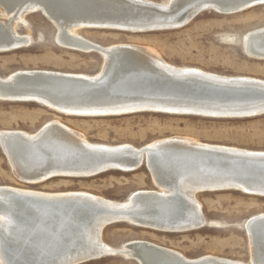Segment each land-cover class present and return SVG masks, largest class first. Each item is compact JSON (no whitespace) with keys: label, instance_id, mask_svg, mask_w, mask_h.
Segmentation results:
<instances>
[{"label":"bare ground","instance_id":"1","mask_svg":"<svg viewBox=\"0 0 264 264\" xmlns=\"http://www.w3.org/2000/svg\"><path fill=\"white\" fill-rule=\"evenodd\" d=\"M254 1L262 0H0V52L28 46L29 38L18 34L16 25L41 13L55 27V41L61 47L100 52L102 57L94 75L15 71L0 78V101L8 91L19 92L29 98L19 102L78 117L147 111L209 118L264 115L262 79L177 67L150 48L104 47L77 34L87 28L130 33L175 30L205 11L232 14ZM241 45L251 59L264 60V27L245 34ZM0 145L14 174L26 184L146 167L158 189L135 191L118 202L84 191L48 193L0 186V264H83L113 256L139 264H264V213L243 225L249 263L211 255L189 259L143 240L114 248L101 238L110 223L162 233L204 228L209 223L198 193L235 190L264 198V151L186 137H168L142 147L94 144L56 120L33 134L0 131Z\"/></svg>","mask_w":264,"mask_h":264},{"label":"rangeland","instance_id":"2","mask_svg":"<svg viewBox=\"0 0 264 264\" xmlns=\"http://www.w3.org/2000/svg\"><path fill=\"white\" fill-rule=\"evenodd\" d=\"M150 1L162 3L167 0ZM263 27L264 4L232 14L205 11L175 30L130 33L87 28L78 30L77 34L104 47L134 44L150 48L165 62L177 67L264 80V60L251 59L241 45L245 34ZM16 31L27 36L29 44L0 52V78L19 70L94 75L101 68L102 57L98 53L61 47L55 41V27L41 13L26 16L24 22L16 25ZM52 120L80 133L94 144L142 147L168 137H186L205 144L264 151V115L209 118L147 111L108 117H78L58 113L34 102L0 101V131L33 134ZM0 186L48 193L84 191L118 202L125 201L135 191L158 190L146 167L129 173L108 171L90 178L57 177L38 184H26L14 174L1 150ZM196 198L209 223L204 228L162 233L128 224H112L104 228L101 238L114 248L132 240H143L177 251L189 259L211 255L249 263V243L243 225L250 217L264 213V198L235 190L198 193ZM83 264L139 263L113 256Z\"/></svg>","mask_w":264,"mask_h":264},{"label":"water","instance_id":"3","mask_svg":"<svg viewBox=\"0 0 264 264\" xmlns=\"http://www.w3.org/2000/svg\"><path fill=\"white\" fill-rule=\"evenodd\" d=\"M261 5V4H264V0H262V1H254L252 4H250L249 6H247V7H245V9H247V8H251V7H254V6H257V5ZM244 10V9H243ZM237 11H240L239 9H237ZM236 11V12H237ZM99 55H101V53L100 52H97ZM127 56H126V53H124V57H122V59H124V58H126ZM125 60V59H124ZM127 61V60H126ZM126 65V64H125ZM120 66H122V65H120ZM120 68V67H119ZM121 69L122 70H124V71H126L127 72V68L126 67H121ZM8 93V95L7 96H5L4 98H3V100L2 101H10V102H19V101H22V100H28L29 98L28 97H23L22 95H23V93H19V92H10V91H8L7 92ZM0 149H2L1 148V145H0ZM6 156V155H5ZM142 165V164H141ZM140 165V166H141ZM111 224V223H110ZM109 224V225H110ZM108 226V225H107Z\"/></svg>","mask_w":264,"mask_h":264}]
</instances>
